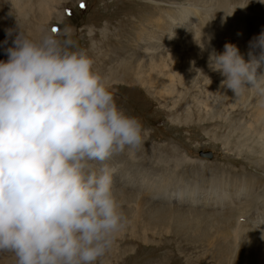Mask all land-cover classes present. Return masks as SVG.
Here are the masks:
<instances>
[{
	"label": "clouds",
	"instance_id": "obj_1",
	"mask_svg": "<svg viewBox=\"0 0 264 264\" xmlns=\"http://www.w3.org/2000/svg\"><path fill=\"white\" fill-rule=\"evenodd\" d=\"M73 35L65 28L32 39L17 23L3 41L0 252L16 264H97L124 226L108 161L141 145L143 125ZM248 57L226 43L222 53L212 49L208 67L236 98L250 90L264 98V31Z\"/></svg>",
	"mask_w": 264,
	"mask_h": 264
},
{
	"label": "rangeland",
	"instance_id": "obj_2",
	"mask_svg": "<svg viewBox=\"0 0 264 264\" xmlns=\"http://www.w3.org/2000/svg\"><path fill=\"white\" fill-rule=\"evenodd\" d=\"M28 1L29 4L27 0L22 2L26 4L22 10L13 0H0V60L7 59L3 45L6 29L15 28L17 23L32 39H39L54 28L57 32L70 28L78 46L88 50L93 70L102 77L118 105L143 125L141 145L108 161L114 170L113 189L123 183L131 187L132 183L125 182L127 179L138 181L142 176L169 174L176 164L180 165L176 173L185 180L189 177L183 171H197L199 175L216 169L254 174L264 181V169L257 164L261 161L257 143H264V137L245 132L252 121L247 108L255 104L232 109L235 102L230 90L216 92L221 75L208 67L212 49L221 52L225 45L222 33L216 30L219 21H209L214 25L210 29H197L194 22V30L176 37L181 41L173 46L165 43L161 46H167L165 52L159 53L155 49L160 44L161 27L153 23L144 26V21H151L161 10L168 15H159L162 18L156 22H167L169 13H176L179 5H187L191 0H154L159 4L157 10L154 3L146 0H51L48 4H43V0ZM199 20L200 17L195 21ZM225 143H230L231 152H227ZM238 143H249L250 147L240 153L236 149ZM187 152L196 160V166L185 163ZM139 182L142 183L134 182L138 193L147 181ZM190 188L191 185L184 190ZM119 193L114 194L119 211L129 207L122 214L124 226L110 251L97 264H219L212 254L214 250L198 241V229L182 226L171 218L172 214L163 219L153 218L142 201L136 205L139 200L128 201L129 198L123 199L124 191ZM172 194L176 191H170L169 195ZM0 264H16L14 254L0 252Z\"/></svg>",
	"mask_w": 264,
	"mask_h": 264
},
{
	"label": "bare ground",
	"instance_id": "obj_3",
	"mask_svg": "<svg viewBox=\"0 0 264 264\" xmlns=\"http://www.w3.org/2000/svg\"><path fill=\"white\" fill-rule=\"evenodd\" d=\"M13 1L22 10L26 9V4H22L25 0ZM50 1L43 0L41 2L48 4ZM146 1L154 3V7L156 10L158 9L159 4L156 5L154 0ZM188 2L187 5H179L180 10L176 13L173 12L172 15L169 13L167 22L161 24L156 22V19L161 20V14L168 15L167 11L163 13L161 10H159L160 14L157 13L152 16L154 20L149 16L153 22L152 20L149 22L146 20L144 24L142 21L140 22L144 26L153 23V25L157 24L161 27V30L158 29L160 44L159 47H155V51L164 53L169 44L173 46L181 41L176 40V37L194 30L193 26L196 24L198 25H196L197 29H200V26H208L209 28L214 26L213 24L210 25L209 21L215 20L220 23L215 22L216 30L222 33L223 42L236 45L245 59H249V41L253 36L264 31V3L259 2V0H191ZM27 4H29L28 0ZM46 12L48 11L46 10ZM198 17H200L199 22L195 21ZM165 43L168 45L161 48ZM146 50L149 51L150 49L147 48ZM223 51L224 46L221 48V53ZM167 52L169 55V51ZM153 56H155L154 53ZM139 65L140 63H137V66ZM218 78L224 79L222 76ZM224 90L219 87L216 92L221 93ZM229 94L235 102L232 109L238 105L242 107V104L247 105V103L257 105L256 107L250 105L251 107L247 108V114L251 116L252 121L246 125L245 132L247 134L259 133L264 137V98H261L254 90L246 91L239 98H236L231 90ZM225 145L227 152L233 150L229 146L230 143H225ZM257 146H259L258 157H261V161L257 164L264 169V143H257ZM248 147H250L249 143L236 145V149L240 153ZM185 163L194 166L196 160L187 152ZM200 164L204 165L203 162ZM179 166L176 164L173 172L169 174L164 172L153 178L142 176L138 181L127 179L128 181L125 180V182L132 183V186L129 187L130 185L127 186L125 183L120 187L117 185V188L113 189L114 194L117 195V193L120 194L119 192L124 191L123 199L129 198L128 201L139 200L135 202L136 205L142 201L141 205L148 209L153 218L159 216L160 219H163L172 214L171 218L182 223V226L198 229L200 231V240L198 241H202L203 245L214 250L211 253L219 264H264L263 179L254 174L246 175L236 172L237 175L229 171L231 174L229 175L226 170L218 172L216 169H211L207 173L204 171L199 173L201 177L196 173L197 171L191 173L183 171L184 175L190 178L185 180L176 173ZM123 180L124 177L120 176V181ZM139 181H147V183L144 184L145 187L141 188L142 190L138 189L141 190L138 193V191L135 192L134 182L142 183ZM190 185V189L184 190ZM172 190L176 191V194L170 196L169 193ZM167 204L168 206H164ZM128 208H123L121 213H125Z\"/></svg>",
	"mask_w": 264,
	"mask_h": 264
},
{
	"label": "snow or ice",
	"instance_id": "obj_4",
	"mask_svg": "<svg viewBox=\"0 0 264 264\" xmlns=\"http://www.w3.org/2000/svg\"><path fill=\"white\" fill-rule=\"evenodd\" d=\"M53 30H54V31H56V29H55V28H54Z\"/></svg>",
	"mask_w": 264,
	"mask_h": 264
}]
</instances>
